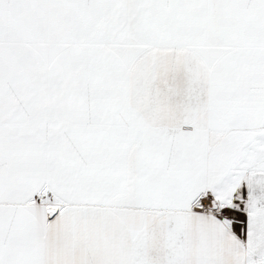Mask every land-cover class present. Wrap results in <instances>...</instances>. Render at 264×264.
<instances>
[{
    "label": "snow or ice",
    "instance_id": "1",
    "mask_svg": "<svg viewBox=\"0 0 264 264\" xmlns=\"http://www.w3.org/2000/svg\"><path fill=\"white\" fill-rule=\"evenodd\" d=\"M0 264H264V0H0Z\"/></svg>",
    "mask_w": 264,
    "mask_h": 264
}]
</instances>
